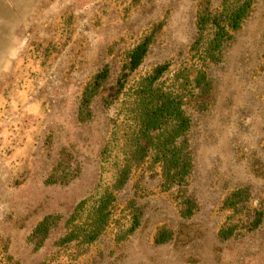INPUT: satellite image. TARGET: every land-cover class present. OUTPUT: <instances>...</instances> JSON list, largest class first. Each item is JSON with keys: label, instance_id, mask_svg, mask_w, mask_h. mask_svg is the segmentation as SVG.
<instances>
[{"label": "rangeland", "instance_id": "obj_1", "mask_svg": "<svg viewBox=\"0 0 264 264\" xmlns=\"http://www.w3.org/2000/svg\"><path fill=\"white\" fill-rule=\"evenodd\" d=\"M0 264H264V0H0Z\"/></svg>", "mask_w": 264, "mask_h": 264}, {"label": "trees", "instance_id": "obj_2", "mask_svg": "<svg viewBox=\"0 0 264 264\" xmlns=\"http://www.w3.org/2000/svg\"><path fill=\"white\" fill-rule=\"evenodd\" d=\"M241 11H237L236 17L233 19V24L237 25L239 19L241 18ZM198 27L199 29H203L205 25L208 23V19L205 17H200L198 19ZM209 23H211L216 28L215 33V43L219 44L224 36V28L219 24L217 18H212ZM150 38L146 37L140 43H138L129 53L128 58L124 61L120 76L118 79V88H121L124 84V81L128 77L129 73L138 68V66L142 63L144 56L147 52L148 44ZM108 75V68L104 67L101 71H99L93 78V80L87 85V87L83 90L82 93V104L87 105L91 98L96 94L103 80L106 79ZM173 100L163 99L157 106L156 111L159 112L162 116L165 113H168L172 119L176 120V128L174 130V141L175 139L186 131L188 127V122L186 117L183 116L182 111L179 107H176L173 103ZM157 154L159 155V160L161 161V175L170 183L180 184L185 180V177L188 175L190 171V161L187 153L180 146H173L172 149H159L157 150ZM127 167L120 172L119 182L124 181L125 173L127 172ZM128 174V172H127ZM122 181V182H123ZM111 195H106L103 201L100 202L98 207L95 210L96 220L102 225L106 222L108 211H106L108 206L107 200H112ZM100 232L99 229L93 231L94 235H92L91 239H93L96 234ZM92 233V234H93Z\"/></svg>", "mask_w": 264, "mask_h": 264}]
</instances>
